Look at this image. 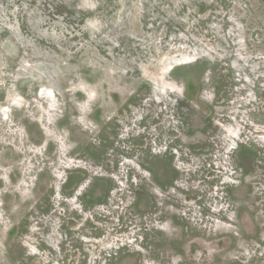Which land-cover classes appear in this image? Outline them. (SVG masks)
<instances>
[{
    "label": "rangeland",
    "instance_id": "374dc122",
    "mask_svg": "<svg viewBox=\"0 0 264 264\" xmlns=\"http://www.w3.org/2000/svg\"><path fill=\"white\" fill-rule=\"evenodd\" d=\"M0 264H264V0H0Z\"/></svg>",
    "mask_w": 264,
    "mask_h": 264
}]
</instances>
